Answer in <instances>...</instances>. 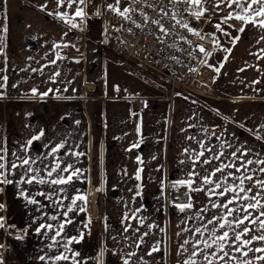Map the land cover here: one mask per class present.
I'll return each mask as SVG.
<instances>
[{"label":"crops","instance_id":"crops-1","mask_svg":"<svg viewBox=\"0 0 264 264\" xmlns=\"http://www.w3.org/2000/svg\"><path fill=\"white\" fill-rule=\"evenodd\" d=\"M109 4L117 6L116 0H85L71 8L56 0H0V171L5 173L0 178L12 181L0 183V264H180L189 258L193 241L210 239L194 230L225 214L212 202L228 197L191 192V209H167V184L192 179L194 187L207 189L211 186L201 177L238 150L248 151L244 160L264 159V28L241 34L218 69L215 100L178 93L169 101L165 91L158 97L122 96L111 79L114 57L107 55L103 38L102 15ZM77 7L82 18L74 15ZM227 13L251 14L237 5ZM136 100L143 101L141 108ZM201 142L211 152L200 161L220 151L225 156L210 165L194 162L204 151ZM69 164L73 168L61 171ZM260 168L264 165L254 163L247 174L264 179ZM75 169L80 174L69 183H51ZM89 178L103 193L101 225L87 218ZM256 192L253 188L249 195ZM185 240L189 252L181 255ZM194 259L201 264V256Z\"/></svg>","mask_w":264,"mask_h":264},{"label":"snow or ice","instance_id":"snow-or-ice-1","mask_svg":"<svg viewBox=\"0 0 264 264\" xmlns=\"http://www.w3.org/2000/svg\"><path fill=\"white\" fill-rule=\"evenodd\" d=\"M84 2L85 0H56L58 6L63 7L67 3V6L69 8L72 7L73 3L83 5ZM120 2L121 0H116L117 5ZM131 2L140 5L143 3V0H131ZM169 2L174 6L180 3L196 5L198 7V10L192 14L197 18L204 17L205 13L209 12L210 10L208 7L199 8L202 0H169ZM204 2L205 4H210L211 0H204ZM233 5H237L240 8L241 13H251L250 15H241L240 13H237L234 17L236 20L258 23L261 28H264V19L256 21V17H264V0H244L243 3H241V0H216L214 4H211V9L222 10V7L231 8ZM254 5L257 7L253 8ZM147 6L155 10L154 5L148 4ZM46 7V5L42 6L41 10H44ZM107 10L117 13L125 20H130L137 28L142 27L140 23H137L136 20L132 19V14L136 12V9L132 8L131 5L121 10L119 7L113 4H109L107 5ZM97 14H99V12H97ZM160 14L162 16H167L168 12L165 11L164 8H161ZM49 15H52V13H49ZM58 15L61 19H65L66 22L71 23V27L75 28L78 26L76 23L71 22V18H67L66 13H58ZM74 15L76 17L82 18L85 13L82 8L77 7L74 10ZM139 15L144 21L149 20V17L145 14L144 11L141 10L139 12ZM172 18L175 19V13L172 14ZM224 19H233L232 13H228L224 17ZM152 23L159 25L160 31H165L163 25L160 24L159 19L152 21ZM176 23L179 24L181 22L177 20ZM182 27L188 29L189 31H192L187 23L182 24ZM215 27L217 28V30L223 31L220 24H216ZM244 30L245 29L243 26L238 29V31L241 33L244 32ZM194 34L199 35L198 32ZM225 34L227 35V33ZM261 39H264V37H261ZM56 47H59V45H56ZM199 50L201 52H205V49L202 46H200ZM52 63H55V61H53ZM55 75H59V73L57 72L55 73ZM4 79L6 80L7 77H4ZM256 83H258V81ZM32 91L33 93H36L37 90L33 89ZM43 95H47V93H44ZM38 138L39 137H36V139ZM189 139H191V137H189ZM61 147H63V145H61ZM200 148L204 149V151H200L199 153H197V159L194 162H199L204 165H210L214 161H219L221 160V157L225 156V153L223 151H220L213 154L211 158H205L200 161L199 157H205V151L211 152V148H206L205 144L202 142L200 143ZM185 151L187 152V150ZM238 153L233 152L231 154V160L226 163L217 165L213 170L201 177L203 185L211 186L207 189L200 186L194 187L193 185L195 184V181L192 179L179 182L181 185H186L188 192L206 191V194L209 197H228L222 203L216 201L212 202L213 208L226 210L225 214L209 218L207 220V224H205L203 228L197 227L194 230L196 234L202 237L205 233H207L210 239H198L193 241L192 251L190 252L189 258L186 260L182 259L180 264H197V260L194 259V257L196 256H201V264H220V262H223V264H229V261L234 262V264H256V261H264V219H261L262 217H264V203L261 202L264 201V179H261L259 175L247 174L248 166L253 165L254 163L264 165V159H260L257 161H253L252 159H242V157L249 155L246 149L243 151L238 150ZM0 159L3 158L0 157ZM23 163L28 164L29 161L25 160ZM12 167L15 168L17 167V165L13 164ZM3 168L4 165L0 164V169ZM57 168H59V164H57ZM71 168H73V166L69 164L65 169H61V171H67ZM227 169H234L235 173H240V175H235V173L231 171L226 172L225 170ZM259 172L264 173V168H260ZM217 173L222 174L223 178H216L214 180L213 178L217 177ZM51 174L52 173L49 172V175ZM79 174V169H75L72 172V175L68 176L66 179L63 177L59 179H53L51 183H69L72 180L73 175L78 176ZM189 175L199 176V173L192 172ZM4 176L5 173L0 171V177ZM229 178H231L233 183H229ZM33 179L35 178L33 177L28 179L27 183L31 184L33 182ZM137 179H139V177H137ZM237 181L238 183H236ZM246 181L249 182L247 186L245 185ZM38 182L43 184L44 180L41 179ZM0 183L11 184L12 181L0 178ZM253 188L257 189V192L255 195L250 196L249 193L253 191ZM40 195H44V193H40ZM185 195H187V202L175 205L182 212L193 207V204L191 203L192 197L188 195V193H186ZM76 199L83 200L84 197L77 196ZM241 201H244L245 203H241ZM31 203H36V201L32 200ZM73 203H75V201H73ZM230 205H232V207H230ZM3 207L4 206L0 204V209H2ZM69 211H71V209H69ZM200 211L206 210L201 209ZM254 213L256 214L254 215ZM229 217H231L232 219H229ZM194 218L203 221V217L197 216ZM52 219L55 220L56 217L53 216ZM208 225L213 226L211 230H209ZM249 225H255L256 228L253 229L249 227ZM0 227H3L2 222H0ZM47 227L51 228V225H47ZM61 227H63V225H61ZM254 230L258 231L260 234L251 235L250 233H252ZM145 235H147V233H145ZM254 241L258 242L260 246L254 248L251 247ZM188 243L189 241L185 240L183 242V245H181V255H183V253L185 252H189V249L184 247V245H187ZM201 245H203V247H201ZM152 251H159V248L153 247ZM250 252L253 254L251 257L249 255ZM256 253H261V255L256 256ZM241 257L246 259H241ZM41 259H43V257H41ZM56 259H67V257L57 256Z\"/></svg>","mask_w":264,"mask_h":264},{"label":"built area","instance_id":"built-area-1","mask_svg":"<svg viewBox=\"0 0 264 264\" xmlns=\"http://www.w3.org/2000/svg\"><path fill=\"white\" fill-rule=\"evenodd\" d=\"M127 7L136 9L132 19L142 25L135 27L130 20H125L117 13L103 11L105 51L109 57H120L127 64L134 66V73L144 72L156 77L168 86L165 97L173 101L178 93L203 98L217 99L215 82L218 71L212 61L219 51H223L221 43L208 31L198 32L182 27L186 15L193 10V5L180 3L172 5L169 0H143L140 5L125 0ZM154 5L149 8L147 5ZM168 12L160 14V9ZM187 9V10H186ZM149 17L144 21L140 11ZM175 13V19L172 14ZM160 20L165 31L152 23ZM179 20L181 23H176ZM130 29V31H129ZM200 46L205 52L199 50ZM69 56H72L71 54ZM115 97H121L117 92ZM87 101V99H84ZM136 108L143 106V101H134ZM191 195L185 185L169 183L165 189V204L169 209L176 204L187 202ZM103 193L89 178V192L86 199V213L90 222L101 225L104 221Z\"/></svg>","mask_w":264,"mask_h":264},{"label":"rangeland","instance_id":"rangeland-1","mask_svg":"<svg viewBox=\"0 0 264 264\" xmlns=\"http://www.w3.org/2000/svg\"><path fill=\"white\" fill-rule=\"evenodd\" d=\"M216 0H211L210 4H205L202 0L199 8L208 7L209 12L205 13L204 17L197 18L194 13L198 10L196 5H193V10L190 11L184 22L188 24L189 28L194 32H210L220 43L223 51H219L216 58L212 61L218 69H220L227 57L231 55V51L234 45L239 41L241 32L238 31L240 27H244V31H249V29L254 30V28H261L258 23H252L247 21L233 19L225 20L224 17L228 14L229 8L222 7L221 9H211V4H214ZM117 7L122 8L123 2L117 5ZM122 10V9H121ZM264 19V17H256V21ZM216 24H220L223 31L217 30ZM250 30V31H251ZM227 33V35L225 34ZM113 61V76L112 82L114 86L121 89V95L126 96L128 94H133L135 96H161L163 91H167L169 88L165 84L161 83L153 75L139 72L134 73V66L127 64L126 62L117 56L111 58ZM213 106H211L212 108Z\"/></svg>","mask_w":264,"mask_h":264},{"label":"water","instance_id":"water-1","mask_svg":"<svg viewBox=\"0 0 264 264\" xmlns=\"http://www.w3.org/2000/svg\"><path fill=\"white\" fill-rule=\"evenodd\" d=\"M41 107H42L43 112H45V113H48L49 112V109L50 108H49V105L47 104V102L42 101Z\"/></svg>","mask_w":264,"mask_h":264}]
</instances>
